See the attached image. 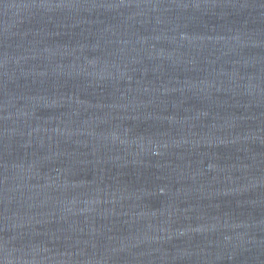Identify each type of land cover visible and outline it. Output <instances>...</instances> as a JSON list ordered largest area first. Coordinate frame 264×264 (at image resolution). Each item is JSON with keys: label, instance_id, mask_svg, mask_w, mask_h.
Returning <instances> with one entry per match:
<instances>
[{"label": "water", "instance_id": "water-1", "mask_svg": "<svg viewBox=\"0 0 264 264\" xmlns=\"http://www.w3.org/2000/svg\"><path fill=\"white\" fill-rule=\"evenodd\" d=\"M0 264H264V0H0Z\"/></svg>", "mask_w": 264, "mask_h": 264}]
</instances>
